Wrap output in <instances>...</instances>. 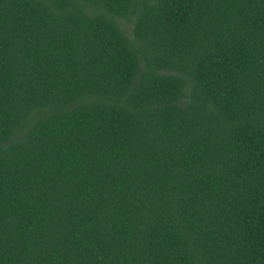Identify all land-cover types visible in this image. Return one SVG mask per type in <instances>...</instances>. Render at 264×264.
Instances as JSON below:
<instances>
[{"label":"trees","instance_id":"obj_1","mask_svg":"<svg viewBox=\"0 0 264 264\" xmlns=\"http://www.w3.org/2000/svg\"><path fill=\"white\" fill-rule=\"evenodd\" d=\"M0 264H264V0H0Z\"/></svg>","mask_w":264,"mask_h":264}]
</instances>
